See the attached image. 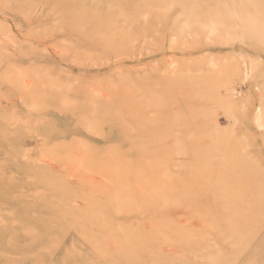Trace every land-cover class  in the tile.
Segmentation results:
<instances>
[{"label":"rangeland","instance_id":"rangeland-1","mask_svg":"<svg viewBox=\"0 0 264 264\" xmlns=\"http://www.w3.org/2000/svg\"><path fill=\"white\" fill-rule=\"evenodd\" d=\"M0 264H264V0H0Z\"/></svg>","mask_w":264,"mask_h":264},{"label":"bare ground","instance_id":"bare-ground-1","mask_svg":"<svg viewBox=\"0 0 264 264\" xmlns=\"http://www.w3.org/2000/svg\"><path fill=\"white\" fill-rule=\"evenodd\" d=\"M172 42H173V41H172ZM182 42H183V41H182ZM101 95H102V94H101ZM227 108H228V107H227ZM200 113H201V112H200ZM202 114H204V113H202ZM56 209H57V208H56ZM65 215H66V214H65ZM81 219H82V218H81ZM89 223H90V222H89ZM89 223H88V224H89ZM123 241H124V240H123ZM127 241H128V240H127ZM126 244H127V242H126Z\"/></svg>","mask_w":264,"mask_h":264}]
</instances>
